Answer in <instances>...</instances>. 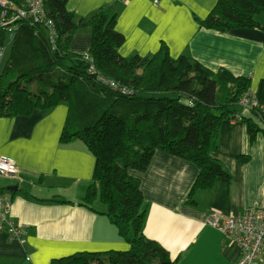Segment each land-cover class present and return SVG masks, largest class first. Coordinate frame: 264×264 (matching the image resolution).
<instances>
[{"label": "trees", "instance_id": "16d2710c", "mask_svg": "<svg viewBox=\"0 0 264 264\" xmlns=\"http://www.w3.org/2000/svg\"><path fill=\"white\" fill-rule=\"evenodd\" d=\"M68 1L43 0L45 18L39 22L14 18L15 9L0 6V21L5 20L0 45H12L0 74V118L31 116L67 104L59 144L80 141L95 159L92 182L80 205L95 211L96 202L103 204L102 215L130 248L81 252L50 264H176L159 243L146 238L148 204L140 181L129 172H146L155 153L162 151L197 167L189 198L195 191L213 189L218 179H228L215 158L218 134L224 122L238 118L251 80L226 69L210 71L186 56L172 60L167 49L148 58H124L119 51L125 38L116 30L113 7L79 19L69 11ZM211 10L204 20L195 18L201 28L221 34L264 30V0H217ZM9 28H14L12 35ZM82 30L92 37L91 63L71 52L72 39ZM106 80L128 94L112 91ZM256 96L264 104V79ZM242 121L252 141L264 133L252 119Z\"/></svg>", "mask_w": 264, "mask_h": 264}, {"label": "crops", "instance_id": "0c3cea01", "mask_svg": "<svg viewBox=\"0 0 264 264\" xmlns=\"http://www.w3.org/2000/svg\"><path fill=\"white\" fill-rule=\"evenodd\" d=\"M216 3L69 0L68 9L80 19L112 6L116 30L125 38L119 51L124 58L134 54L148 58L167 49L172 60L186 56L210 71L226 69L236 77H248L250 91L257 92L264 79V30L221 34L201 28L195 18H207ZM91 39L88 30L78 32L71 52L81 57L88 54ZM2 61L0 74L6 65ZM239 109L242 120L252 119L248 111ZM68 110L67 104H60L31 116L0 118V156L14 161L19 169L16 178L0 180V191L11 202L7 218L30 226L24 244L0 234L3 264H50L76 253L130 248L109 227L112 224L105 215L80 205L92 182L95 159L80 141L59 144ZM236 118L221 126L215 154L230 177L218 179L213 189L195 191L189 198L197 167L162 151L155 153L146 172H129L140 181L148 204L146 238L159 243L176 264H236L241 257L239 246L206 226L205 218L213 212L227 218L264 209V133L258 132L252 141L247 124ZM256 264H264V245Z\"/></svg>", "mask_w": 264, "mask_h": 264}, {"label": "built area", "instance_id": "2783aa9c", "mask_svg": "<svg viewBox=\"0 0 264 264\" xmlns=\"http://www.w3.org/2000/svg\"><path fill=\"white\" fill-rule=\"evenodd\" d=\"M121 3H127L129 0H117ZM154 5H158L160 0H152ZM43 0H23L20 7L6 0H0V6L15 9L17 19H34L35 22L44 20ZM5 20L0 21V28H4ZM47 26L54 34L53 23L47 22ZM14 28L7 30L8 34L14 33ZM7 46L0 45V59L4 58ZM85 61L92 62L89 54L82 56ZM95 67L92 65L90 71L94 72ZM112 91H119L122 94H128V90L111 81H104ZM257 92L250 91L240 102V107L249 112L259 128L264 130V104L259 103ZM242 120L241 116L236 118ZM19 169L14 161L9 158L0 156V180L4 178L14 179L18 176ZM11 208L10 200L0 191V234H5L11 241L24 244L25 236L28 234L30 226L19 225L10 220L8 217ZM206 226L217 229L224 236L235 242L240 250L241 257L236 264H256L262 253L264 245V209L247 211L246 213L232 217H223L217 212L211 213L204 220Z\"/></svg>", "mask_w": 264, "mask_h": 264}, {"label": "rangeland", "instance_id": "374dc122", "mask_svg": "<svg viewBox=\"0 0 264 264\" xmlns=\"http://www.w3.org/2000/svg\"><path fill=\"white\" fill-rule=\"evenodd\" d=\"M259 20H261L262 21V18H260ZM10 42V41H9ZM11 47H12V45H11V43H8V45H7V49H6V52H5V55H4V59H3V63H5L6 64V62L8 61V59H9V56H10V52H11ZM11 203V202H10ZM94 208H95V210H96V212H98V213H101V214H104V213H106V207L103 205V204H101V203H99V202H96L95 203V205H94ZM107 218V217H106ZM108 219V218H107ZM107 219L105 220V221H107ZM106 226H109V223H108V221H107V225ZM112 226V225H111ZM109 226L113 231L115 230V228H114V226ZM116 231V230H115ZM114 231V232H115ZM70 256V255H69Z\"/></svg>", "mask_w": 264, "mask_h": 264}, {"label": "water", "instance_id": "95a60500", "mask_svg": "<svg viewBox=\"0 0 264 264\" xmlns=\"http://www.w3.org/2000/svg\"><path fill=\"white\" fill-rule=\"evenodd\" d=\"M16 189H18V188H14V189H13V188H11V190H16Z\"/></svg>", "mask_w": 264, "mask_h": 264}, {"label": "bare ground", "instance_id": "6f19581e", "mask_svg": "<svg viewBox=\"0 0 264 264\" xmlns=\"http://www.w3.org/2000/svg\"><path fill=\"white\" fill-rule=\"evenodd\" d=\"M89 54V53H88Z\"/></svg>", "mask_w": 264, "mask_h": 264}]
</instances>
